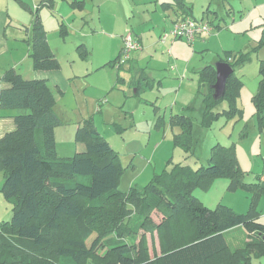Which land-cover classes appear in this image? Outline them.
<instances>
[{
	"label": "trees",
	"instance_id": "16d2710c",
	"mask_svg": "<svg viewBox=\"0 0 264 264\" xmlns=\"http://www.w3.org/2000/svg\"><path fill=\"white\" fill-rule=\"evenodd\" d=\"M162 6L176 11L179 18L208 22L214 29L211 34L221 27L195 18L187 0ZM29 31L26 42L33 70H58L59 60L38 11ZM61 32L67 33L64 24ZM168 54L172 55L171 50ZM249 56L248 51L236 55L228 52L224 62L236 69ZM231 58L235 61L229 63ZM198 75L200 87H208L203 98L205 126L211 125L215 109L225 100H229L230 109L219 114L240 113L234 88L240 82H233L231 76L224 97L215 100L212 86L217 81L216 66H206ZM260 76L253 102L255 118L263 130L264 59ZM3 81L9 86L0 94V107L25 112L15 116V130L0 138L1 192L12 206L11 219L0 223V264H253V259L264 258V224L255 206L256 198L264 194V173L256 175L254 183L246 182L233 146L217 144L206 165L178 163L156 173L146 187L134 186L124 192L119 187L124 171L120 155L101 135L93 117L78 125L77 140L84 150L73 157H59L55 129L60 120L49 81L26 79L14 68L5 72ZM137 91L139 94V88ZM171 122L180 128L174 135L175 144L184 148L186 160L191 159L192 119L182 114L172 116ZM216 177H226L230 188L242 186L252 193L248 214L237 213L222 203L209 208L194 195L198 188L208 190ZM115 199L120 200L119 214L108 216L104 209ZM155 211L164 216L162 223L154 219ZM96 222L100 224L94 226ZM239 227L245 229L248 239L233 251L226 234ZM94 232L98 235L89 244L85 237ZM155 232L163 245L169 243L159 254L155 248L141 249L147 235ZM99 245L105 247L104 252L97 250Z\"/></svg>",
	"mask_w": 264,
	"mask_h": 264
},
{
	"label": "rangeland",
	"instance_id": "374dc122",
	"mask_svg": "<svg viewBox=\"0 0 264 264\" xmlns=\"http://www.w3.org/2000/svg\"><path fill=\"white\" fill-rule=\"evenodd\" d=\"M71 1L57 0L54 8L43 6L39 10L60 64L58 70L50 71L56 74L55 82L46 78L55 90V110L60 120L55 129L59 157H73L84 149L77 140L78 125L93 117L101 135L120 153L124 171L119 187L124 192L134 186L146 187L156 173L178 163L206 165L217 144L236 149L246 182L254 183L256 175L264 173V129L255 118L253 102L264 59V0H187L193 6V15L221 26L194 44L184 39L173 44L171 40L161 42V36L172 32L178 19L174 10L163 8L164 0H76L77 6ZM35 13L30 16L34 18ZM23 18L28 20L29 14ZM63 24L67 29L64 35ZM129 33L142 40L141 58H133L137 56L134 52L131 60L126 59L123 48ZM27 45L15 44L13 56L7 52L0 59L1 66L9 67L13 59L21 61L19 71L28 77L33 69L25 56ZM243 51L250 52L249 59L232 74L233 82H240L234 87L240 113L219 114L230 109L229 100H225L215 109L211 125L205 126L203 98L208 87H200L198 72L226 61L228 52L236 55ZM118 58L116 64L109 65ZM233 61L229 59V63ZM139 67L144 78L136 95ZM23 112L18 110V114ZM182 114L193 124L194 155L189 160L184 148L174 142L180 128L173 125L171 117ZM194 195L209 208L222 203L240 214H248L253 202L249 190L230 188L226 177L214 178L208 190L198 188ZM7 206L10 220L12 206L8 201ZM118 206L120 200L115 199L104 210L108 216L117 215ZM255 206L264 224V194L256 198ZM154 214L157 223L164 221L160 212ZM157 234L147 235L141 249L155 248L159 254L169 243L163 245ZM97 235L94 232L85 238L90 244ZM226 238L234 251L243 246L248 235L239 227L228 232ZM104 248L99 245L97 250L104 252ZM253 264H264V258L253 259Z\"/></svg>",
	"mask_w": 264,
	"mask_h": 264
},
{
	"label": "crops",
	"instance_id": "0c3cea01",
	"mask_svg": "<svg viewBox=\"0 0 264 264\" xmlns=\"http://www.w3.org/2000/svg\"><path fill=\"white\" fill-rule=\"evenodd\" d=\"M56 1L57 0H0V59L9 51H11L10 57H12L13 53H14L12 51V49H13L14 45L19 44V42H26V40L29 39V37L31 35L29 28L30 29L32 28L33 21H34V18H32L30 16V13H32L34 10H36V12L38 11V14H39V10L43 6H47V7L52 9V8H54ZM75 1L76 0L71 1L70 4L74 3ZM79 1H82V0H79ZM166 2L171 3V2H173V0H164L163 1V3H166ZM71 5H73V4H71ZM35 7H36V9H34ZM174 12L176 13V17L179 19V17H180L179 14L176 11H174ZM27 14H29V19L24 20L23 17ZM195 18L199 19L196 16H195ZM199 20H203V17H202V19H199ZM43 25H44V27L46 26L44 23H43ZM202 37H204V36H202ZM202 37H199L198 39H202ZM135 40L140 41L142 43L141 38H138ZM27 47H28V49H26V55L25 56H27V59H29L30 58L29 57V49H30L29 47L30 46L27 45ZM143 53H144V50L142 52H136L137 56L136 57L133 56V58H141L142 55H140V54H143ZM131 57H132V55H131ZM130 60H131V58H130ZM1 64L2 63L0 62V94L5 88H7L9 86L7 83H5L3 81V76H4L5 72L10 68H14L17 71H19L21 61H15V59H13V61L10 63L9 67L1 66ZM136 71L138 72V74H137L138 82L135 83V86H138L136 89V93H137L136 95H138V91H137L138 88L140 89L143 86L141 84V81L144 78V72L140 73L141 72L140 67L137 68ZM19 72L25 77V75L21 71H19ZM55 75L56 74L54 72H50V71H38L37 72V71L32 70V73L28 72V75H27L28 77H25V78H27V79H46V78H48V79L54 81L53 77ZM132 82H133V80H132ZM17 114H18V110H16V109H3L0 107V138L3 137L6 133H10V132L15 130L16 126H15V120L14 119H15V116ZM82 150H84V149H82ZM3 183H4V176H3L2 172L0 171V223L5 221V220L7 221L9 218V215H8L9 210H8V206H7V200L5 199L3 193L1 192ZM154 219L158 220L156 218V216H154ZM157 249H158V246H157Z\"/></svg>",
	"mask_w": 264,
	"mask_h": 264
},
{
	"label": "built area",
	"instance_id": "2783aa9c",
	"mask_svg": "<svg viewBox=\"0 0 264 264\" xmlns=\"http://www.w3.org/2000/svg\"><path fill=\"white\" fill-rule=\"evenodd\" d=\"M213 31V27L208 22L197 21L193 18H179L174 23V30L161 36V42L184 39L193 44L198 37L210 35ZM142 49V45L138 41H134L131 34L126 36L124 54L127 60H130L134 52H139Z\"/></svg>",
	"mask_w": 264,
	"mask_h": 264
},
{
	"label": "water",
	"instance_id": "95a60500",
	"mask_svg": "<svg viewBox=\"0 0 264 264\" xmlns=\"http://www.w3.org/2000/svg\"><path fill=\"white\" fill-rule=\"evenodd\" d=\"M215 66L217 81L216 84L212 86V89L214 90V99L219 100L225 95L227 81L232 76L234 69L225 62H219Z\"/></svg>",
	"mask_w": 264,
	"mask_h": 264
}]
</instances>
